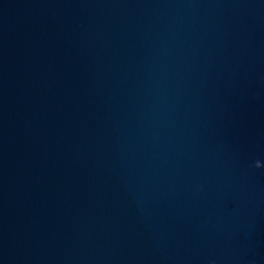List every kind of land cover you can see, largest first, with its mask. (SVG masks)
<instances>
[{
	"label": "water",
	"instance_id": "95a60500",
	"mask_svg": "<svg viewBox=\"0 0 264 264\" xmlns=\"http://www.w3.org/2000/svg\"><path fill=\"white\" fill-rule=\"evenodd\" d=\"M0 264H264V0H0Z\"/></svg>",
	"mask_w": 264,
	"mask_h": 264
}]
</instances>
